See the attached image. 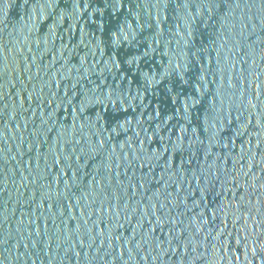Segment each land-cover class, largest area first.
Instances as JSON below:
<instances>
[{
	"label": "water",
	"instance_id": "1",
	"mask_svg": "<svg viewBox=\"0 0 264 264\" xmlns=\"http://www.w3.org/2000/svg\"><path fill=\"white\" fill-rule=\"evenodd\" d=\"M262 257L264 0H0V264Z\"/></svg>",
	"mask_w": 264,
	"mask_h": 264
},
{
	"label": "snow or ice",
	"instance_id": "2",
	"mask_svg": "<svg viewBox=\"0 0 264 264\" xmlns=\"http://www.w3.org/2000/svg\"><path fill=\"white\" fill-rule=\"evenodd\" d=\"M77 3H79V0H77ZM140 187H143V185H140ZM262 259H264V257H262Z\"/></svg>",
	"mask_w": 264,
	"mask_h": 264
}]
</instances>
